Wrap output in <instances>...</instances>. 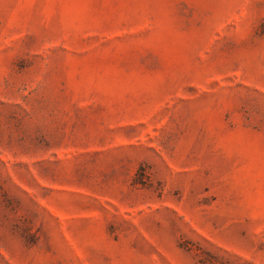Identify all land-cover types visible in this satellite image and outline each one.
<instances>
[{
	"label": "rangeland",
	"instance_id": "374dc122",
	"mask_svg": "<svg viewBox=\"0 0 264 264\" xmlns=\"http://www.w3.org/2000/svg\"><path fill=\"white\" fill-rule=\"evenodd\" d=\"M0 264H264V0H0Z\"/></svg>",
	"mask_w": 264,
	"mask_h": 264
}]
</instances>
